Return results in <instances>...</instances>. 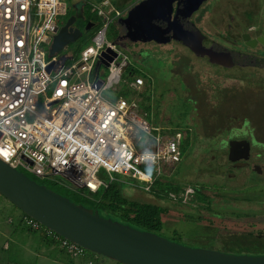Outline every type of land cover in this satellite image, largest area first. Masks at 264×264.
Listing matches in <instances>:
<instances>
[{
	"label": "rangeland",
	"instance_id": "obj_1",
	"mask_svg": "<svg viewBox=\"0 0 264 264\" xmlns=\"http://www.w3.org/2000/svg\"><path fill=\"white\" fill-rule=\"evenodd\" d=\"M76 1L67 0L69 4ZM84 1L85 19H77L73 25L81 30V37L68 44L58 56L75 55L91 43L97 25L89 30L84 27L88 19L94 23L98 20L87 5L97 0ZM250 11L254 25H248L252 20L248 16ZM72 13L69 9L63 21ZM191 19L204 37L233 51L234 59L251 56L264 63V45L244 48L240 40L241 33L247 32L252 37L258 32L264 35V0H208ZM118 35V26L110 24L106 41L112 43ZM117 48L128 56L129 65L146 74L149 80L143 79L145 82L139 91L145 90V95L150 96L148 100L143 95H134L133 91H129L127 99L138 103L140 115H145L144 119L152 127L161 128V135L165 130L176 128L182 138L187 139L181 162L175 168L161 169L162 185L153 189L154 192L167 189L171 184L179 187L178 194L157 198L151 191L124 186L123 196L166 208L161 235L180 245L216 251L230 247L232 253L237 245L232 242L241 240L234 236L247 234L259 236L264 243V203L226 200L238 191L264 194V148L254 145L246 164L234 168L228 162L226 144L220 143L231 135H239L242 128L246 131L243 132L246 140L251 133L256 143L264 145V67L225 68L195 56L176 42L165 45L127 43L126 48ZM101 71L106 73L104 67ZM125 76L126 72L113 77L103 88L102 97L113 100L117 91L125 88L122 83ZM243 120H248V125ZM151 138L147 137L150 147ZM144 140L145 135L137 148L143 147ZM49 183L45 181L50 186ZM193 187H202L201 193L211 198L209 207L196 200ZM189 191L191 193L187 194ZM18 216L20 218L22 213L0 195V264H117L89 253L86 258L71 259L56 244L47 246L39 232H30L22 225L13 229L10 224ZM242 246L247 247L246 244ZM263 255L264 250L257 252V256Z\"/></svg>",
	"mask_w": 264,
	"mask_h": 264
},
{
	"label": "built area",
	"instance_id": "obj_2",
	"mask_svg": "<svg viewBox=\"0 0 264 264\" xmlns=\"http://www.w3.org/2000/svg\"><path fill=\"white\" fill-rule=\"evenodd\" d=\"M88 7L100 23L91 43L75 55L50 56L53 37L70 9L67 0H0V160L71 191L94 194L114 182L151 191L152 175L181 162V133L161 135L133 99L102 97L112 78L131 67L117 48H126L120 33L112 43L105 39L109 25H117L129 9H117L109 0ZM143 84L137 77L124 87L139 91ZM143 135V147L137 148ZM147 137H152L151 147ZM19 220L69 258L87 257L85 249L35 220L25 215Z\"/></svg>",
	"mask_w": 264,
	"mask_h": 264
},
{
	"label": "water",
	"instance_id": "obj_3",
	"mask_svg": "<svg viewBox=\"0 0 264 264\" xmlns=\"http://www.w3.org/2000/svg\"><path fill=\"white\" fill-rule=\"evenodd\" d=\"M207 0H141L131 6L126 17L117 23L121 41L127 43L176 42L195 56L225 68L233 66L263 67L264 63L245 56L233 58V51L204 37L191 17ZM84 0L70 4L73 13L53 37L49 48L52 56L81 37L74 27L84 20ZM93 24L86 22L84 30ZM244 45H264V37L250 39L241 35ZM115 56V54H113ZM112 59L109 58V62ZM107 67L108 63L104 62ZM99 65L96 66V70ZM102 82L96 84L99 89ZM229 162L246 161L250 156L247 140H229ZM257 169V168H256ZM258 172V169H257ZM0 195L22 214L71 243L117 264H264L263 256L235 255L213 249L191 248L167 240L154 233L138 231L116 221L100 217L96 212L71 203L67 198L39 185L28 176L0 160Z\"/></svg>",
	"mask_w": 264,
	"mask_h": 264
},
{
	"label": "trees",
	"instance_id": "obj_4",
	"mask_svg": "<svg viewBox=\"0 0 264 264\" xmlns=\"http://www.w3.org/2000/svg\"><path fill=\"white\" fill-rule=\"evenodd\" d=\"M100 1V0H97ZM141 0H110V2L113 4V6L117 9H123V8H128L129 6H132L136 2H139ZM86 6V5H85ZM88 6V5H87ZM251 14H248L249 20L250 17H252V20L248 21V25H254V17L253 12L250 11ZM86 15V13L84 12ZM68 15V14H67ZM98 20V18H97ZM87 22H91L93 24V27L97 25L96 30L99 28V21L95 22L91 19ZM257 35H262L261 33H257ZM264 36V35H263ZM83 48V47H82ZM81 49V48H80ZM79 49V50H80ZM78 50V51H79ZM264 67V66H263ZM126 82L130 83L137 77H141L142 79H147V75L141 73L140 71L136 70L132 66L129 67L126 71ZM147 82L149 80L147 79ZM129 91L126 87L123 88L118 96H121L123 98H127L129 96ZM140 91V90H139ZM139 91H133L134 95L137 96H142L148 100L149 95H145L144 91L139 92ZM130 100V99H129ZM140 107V106H139ZM146 111L149 110V107L145 108ZM244 124H248V120H243L242 121ZM176 131H179L176 128H170V130H165L164 134L172 135ZM225 140L220 141V143L224 142ZM187 145V139L182 138L181 140V150L182 154H185L186 151V146ZM259 146L264 147V145L260 144ZM147 173L150 175V171L147 170ZM256 173V171H255ZM30 179L38 183L39 185H42L46 187L49 190L54 191L55 193L61 195L64 198H67L71 203L75 205H81L85 207L86 209L91 210L92 212H96L100 217L105 218V219H110L112 221H116L118 223H121L123 225H126L128 227H131L133 229H136L138 231H145V232H150L157 234L159 236L161 235V229H162V215L166 212V208H163L161 206H158L156 204H151V203H144V202H137L133 200H129L126 197L123 196L122 194V188L124 187L118 182H114L110 185H108L106 188H101L99 191H97L94 194H91L90 192H87L85 190H79V191H71L66 188H63L59 185H57L54 182H50V186L45 184V181L47 180H38L32 176L27 175ZM154 178V183L153 187L151 189V192L156 195L157 198L163 197V196H168L169 194H178L179 192V187L178 186H173L169 184L167 189H159L154 192V188L156 185H162L160 182L159 177L157 175H152ZM203 187V186H202ZM202 187H193L195 194L194 197L196 198L197 201L205 202L207 203V206L209 207L211 204V198L208 196H205L201 193ZM201 188V189H200ZM236 192V191H233ZM161 194V195H160ZM191 200V199H190ZM189 200V201H190ZM227 201L231 202H248L252 201L253 204H258L261 205L264 203V194L259 193V192H244L240 193L238 191L237 194H232L231 196H227ZM24 216V214H22ZM19 223L21 225V222L19 220ZM30 231V230H28ZM32 232V231H30ZM40 233V237L46 240L47 244H55L54 241H52L49 238H46L42 232ZM241 238H240V237ZM164 237V236H162ZM235 239H241V240H235L232 243L237 244L236 247L234 248L235 252L229 251L230 247H223L219 251L224 252V253H230V254H235V255H251V256H257V252H261L264 250V243L259 239V236H252L251 234L247 235H238L234 236ZM165 238V237H164ZM167 239V238H166ZM168 240V239H167ZM172 241V240H169ZM213 241V238L210 240L211 245ZM173 242V241H172ZM232 243H227L228 245H231ZM241 244V245H240ZM247 245V247H244L242 245ZM226 249V250H225ZM228 249V250H227ZM87 254L89 253L92 256H97L93 253H90L86 251ZM99 257V256H97Z\"/></svg>",
	"mask_w": 264,
	"mask_h": 264
},
{
	"label": "flooded vegetation",
	"instance_id": "obj_5",
	"mask_svg": "<svg viewBox=\"0 0 264 264\" xmlns=\"http://www.w3.org/2000/svg\"><path fill=\"white\" fill-rule=\"evenodd\" d=\"M208 1V0H207ZM203 5V4H202ZM202 5L200 6V8L194 13V14H196V13H198L199 11H200V9L202 8ZM193 14V15H194ZM85 17V16H84ZM192 20V19H191ZM194 24V23H193ZM75 27V26H74ZM78 28V27H77ZM243 34H245V33H241L240 34V40H241V42H242V44H243V46H244V48L246 47L245 45H244V42H243V40H242V38H241V35H243ZM246 34H248L249 35V37H250V39H255V38H257V37H259V36H262V37H264L263 35H257V36H255V37H252L249 33H247L246 32ZM234 42H236V41H234ZM257 44H260V43H257ZM256 44V45H257ZM261 45V44H260ZM244 48H243V50H244ZM248 48V47H247ZM246 48V49H247ZM245 57H247V56H245ZM247 58H253V57H247ZM255 58V57H254ZM203 59V58H202ZM205 60V59H204ZM248 125V124H247ZM243 132L245 133L246 131H244V129H242V128H240V131H239V135H234V136H230L227 140H225L224 141V143L226 144V148H227V150H228V147H227V143H228V141L229 140H246L245 139V137L244 136H246V135H244L243 134ZM238 137V138H237ZM247 141H249V143H250V149L252 148V147H254V145H257V146H259L260 144H258V143H256V141H255V139H254V136H253V134H251V133H249V139L247 140ZM259 147H262V146H259ZM264 148V147H263ZM262 148V149H263ZM248 160H246V161H238V162H229L234 168H238L239 166H241V165H244V164H246V162H247ZM254 169V168H253ZM255 170L257 171V169L255 168ZM115 263V262H114Z\"/></svg>",
	"mask_w": 264,
	"mask_h": 264
},
{
	"label": "crops",
	"instance_id": "obj_6",
	"mask_svg": "<svg viewBox=\"0 0 264 264\" xmlns=\"http://www.w3.org/2000/svg\"><path fill=\"white\" fill-rule=\"evenodd\" d=\"M162 47H163V46H162ZM124 73H125V72H124ZM125 82H126V80L123 81V85H124ZM144 82H145V81H144ZM124 86H125V85H124ZM119 91H120V89L117 91L118 94H119ZM117 97H118V95H117L115 98H117ZM115 98H114V99H115ZM17 219H18V220H17ZM14 221H15V222H14ZM14 221H13V223L10 222V223H11L10 226H11L13 229H15V227H19V226H21L20 223H19V216H18ZM12 231H13V230H12ZM47 246H50V247H51V246H54V245H53V244H47ZM51 252L53 253V251H51Z\"/></svg>",
	"mask_w": 264,
	"mask_h": 264
}]
</instances>
